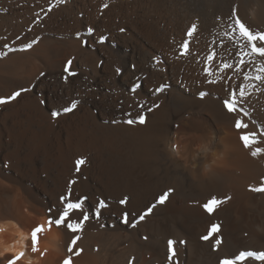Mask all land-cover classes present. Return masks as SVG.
Here are the masks:
<instances>
[{
    "label": "bare ground",
    "instance_id": "1",
    "mask_svg": "<svg viewBox=\"0 0 264 264\" xmlns=\"http://www.w3.org/2000/svg\"><path fill=\"white\" fill-rule=\"evenodd\" d=\"M233 9L264 30V0H0V98L28 89L0 104V264L17 256L4 251L13 243L24 253L16 264H170L168 240L176 241L171 264L264 251V193L250 190L264 183V153L251 155L264 148V83L244 79L264 58L238 64V42L224 35ZM223 62L232 67L221 70ZM247 84L255 87L240 97ZM233 91L238 110L229 113L223 101ZM237 119L248 128L238 130ZM251 131L261 143L245 148L240 135ZM61 196L84 201L82 231L48 230ZM213 196L225 202L210 214L202 205ZM100 200L108 207L97 216ZM213 224L215 250L214 239H201ZM74 235L78 256L67 251Z\"/></svg>",
    "mask_w": 264,
    "mask_h": 264
},
{
    "label": "snow or ice",
    "instance_id": "2",
    "mask_svg": "<svg viewBox=\"0 0 264 264\" xmlns=\"http://www.w3.org/2000/svg\"><path fill=\"white\" fill-rule=\"evenodd\" d=\"M58 2H63V0H58ZM104 7H107V5H104ZM231 20L232 23L228 25L229 30L224 33V35L229 39V40H235L238 42L239 45V52L238 55L240 56V59L238 60L239 65H245L246 60L245 57L247 58L248 63H254L257 60V57L264 58V30H252L249 26H247L237 15V12L235 9H233L231 13ZM91 31V29H89ZM196 31V25H192V27L188 30L187 35L189 37H192L193 33ZM35 42V41H34ZM33 42V43H34ZM188 41H184L181 44V55H187L188 53ZM26 48H31L32 44L29 43L25 45ZM215 53H212V55H209L207 57L208 61H212L215 57ZM67 64L70 66L72 64V61L69 60L67 61ZM232 64L223 62L221 65V70L231 68ZM239 70V69H237ZM66 72H69V75H75L74 72H71L68 67L65 68ZM117 73L120 72V69H116ZM256 72L258 73L255 76H252L248 73H245L244 79L246 81L248 80H257L260 81L261 83H264V60H261L256 67ZM43 75V74H41ZM65 80H67V77H65ZM139 85H135L133 87V91H135L136 88H138ZM255 85L252 84H247V85H241L239 88V96L244 97L248 94V89L253 88ZM163 86L160 89H157V91H162ZM22 91H28V89H21L20 91L14 92L10 97L7 99L0 98V104L7 103L9 100H14L18 96L21 95ZM206 95V93L201 92L200 96L203 98ZM78 101H73L69 107H65L63 111L65 113L71 112L73 109L76 108ZM223 105L225 109L229 113H234L237 112V93L233 91L230 94V98H226L223 101ZM151 111V109H149ZM239 111H243V109H239ZM53 117H57L60 115L58 111H53L51 113ZM247 115V113H245ZM138 122L143 124L145 123V117L143 115L138 116ZM136 121L129 119L127 121L128 124H133ZM235 127L239 129H247L248 125L244 123L242 120L237 119L235 121ZM261 136H264V132L260 133ZM240 140L242 141L243 145L245 148H252L253 145H257L261 143L260 139L257 136V133L255 131L251 132H243L240 135ZM264 153V148L261 147H255L251 151V155L253 157L258 156L260 154ZM85 161L84 159H78L76 161V170H80V166L84 164ZM75 181H71L70 184H74ZM253 192H258V193H264V183H261L260 186L257 187H252L250 189ZM69 192H71V187H69ZM172 192V189H168L167 191L163 192L162 194L159 195L157 198L156 202L153 203L150 207L147 208L145 212H143L139 216V220L143 221L145 217L149 214L152 213L153 209L158 205V204H164L165 201L169 198L170 193ZM61 203L63 204V209L62 211H59L58 216L56 218L49 217L47 220V226L48 230H51L53 226L59 228V227H65L67 230H69L72 233H77L82 231L84 221H87L89 219V215L87 212L83 211V200H78L76 202H73L69 199L68 196H61ZM227 199H230L227 198ZM65 201H67L65 203ZM225 201L217 199L215 196H213L211 199H209L205 204L202 205V207L208 212V213H213L214 210L221 204L224 203ZM120 204H126L127 203V197L119 201ZM108 205L105 203L104 200H100L98 202V206L95 209L96 215H100V210L107 208ZM73 211H79L82 212V219L79 221L76 220H71L69 219L70 214ZM128 213L125 212L123 214L124 222L129 223L128 220ZM133 227H135V223L132 224ZM45 226L43 224L37 225L35 228H33L31 232V243H32V252H37L39 251L37 245H38V234L44 232ZM220 231L219 225L213 224L210 227V230L207 232V234L203 235L201 237L202 240L209 241L214 239V244L213 248L214 250L219 247V245L222 243V240L218 237L214 238V233H218ZM80 239L78 235H74L68 245L67 251L69 253H74V255H80V252L82 251L81 249L75 248L77 241ZM180 243H185V241H180ZM176 244V241L174 240H168L167 245H168V251H169V256L168 260L171 264V262L174 260L176 256V251L174 245ZM41 255H44V252L40 253ZM24 255L23 252L19 253L15 258L9 259L8 264H16V261L19 260L22 256ZM249 259L254 260V261H264V251H251V250H243L239 251L238 254H235L231 258L225 257L219 261V264H244L245 261H248ZM63 264H71V258H66L63 261Z\"/></svg>",
    "mask_w": 264,
    "mask_h": 264
}]
</instances>
